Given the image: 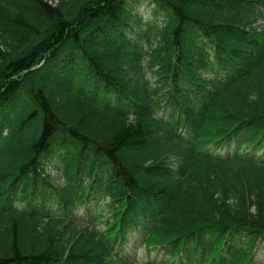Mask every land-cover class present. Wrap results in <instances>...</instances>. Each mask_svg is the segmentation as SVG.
Segmentation results:
<instances>
[{"label": "trees", "instance_id": "1", "mask_svg": "<svg viewBox=\"0 0 264 264\" xmlns=\"http://www.w3.org/2000/svg\"><path fill=\"white\" fill-rule=\"evenodd\" d=\"M253 151L264 0H0V264H264Z\"/></svg>", "mask_w": 264, "mask_h": 264}, {"label": "rangeland", "instance_id": "2", "mask_svg": "<svg viewBox=\"0 0 264 264\" xmlns=\"http://www.w3.org/2000/svg\"><path fill=\"white\" fill-rule=\"evenodd\" d=\"M151 9H152V6L150 4L145 3L144 6L137 8V14L140 16H143L145 18H149V17L151 18ZM73 114L74 113H70L69 115H73ZM16 152H17L16 148H10L9 149V151L7 152V161H6V164L4 165V168L9 167L11 165V163L14 162ZM227 152L231 153V152H233V149L232 150L226 149L225 153H227ZM253 154L259 156V155H264V152L263 151H261V152H254L253 151ZM48 172L54 177L58 175V171H57V169L54 168L53 165L48 167ZM101 228H103V227H101ZM29 241H30V239H29ZM36 243L40 244L41 242H39V240H38ZM157 255L158 254L155 253V254H153V258H152V255L150 258L154 259L157 257ZM125 256L128 259V264H143L147 261V254H146L144 248L140 247V245L138 243L134 244L133 247H129L128 250H126V252H125ZM162 256L163 255L160 254L158 261H161L163 259ZM257 260H258V262H264V243L261 245V247L258 251Z\"/></svg>", "mask_w": 264, "mask_h": 264}]
</instances>
